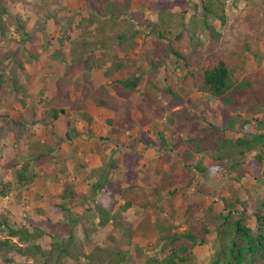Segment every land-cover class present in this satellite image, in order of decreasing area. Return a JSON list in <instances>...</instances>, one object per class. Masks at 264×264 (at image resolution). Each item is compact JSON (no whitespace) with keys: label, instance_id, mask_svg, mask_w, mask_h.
<instances>
[{"label":"rangeland","instance_id":"rangeland-1","mask_svg":"<svg viewBox=\"0 0 264 264\" xmlns=\"http://www.w3.org/2000/svg\"><path fill=\"white\" fill-rule=\"evenodd\" d=\"M0 1V242L4 227L32 235L11 239L20 254L0 247V264H76L57 254L70 232L78 264H90L89 253L94 264H159L170 254L167 236L188 225L197 234L203 223L204 244L190 249L187 264H211L227 244L217 216L232 212L253 226L264 169L259 182L251 175L264 152L257 146L239 156L219 145L264 131V0ZM20 27L29 34L24 43ZM122 33L127 40L117 39ZM207 56L243 84L229 103L197 89ZM134 78L127 98L110 87ZM13 83L24 90L15 93ZM50 109L64 114L49 122ZM20 117L23 127L10 124ZM182 157L201 170L186 171ZM106 173L111 212L131 203L124 229L95 228L93 187Z\"/></svg>","mask_w":264,"mask_h":264},{"label":"trees","instance_id":"trees-1","mask_svg":"<svg viewBox=\"0 0 264 264\" xmlns=\"http://www.w3.org/2000/svg\"><path fill=\"white\" fill-rule=\"evenodd\" d=\"M202 9L205 12L210 11L208 5L206 4L202 6ZM5 14L6 9L0 1V29L2 28L3 16ZM219 18L222 19V17ZM81 21H83V19H81ZM88 22L89 24L97 25V21L88 20ZM103 22L105 23V21ZM20 28L21 30L19 31L22 32V36L26 37L25 40L23 38L20 39V41L24 43L29 38V34L23 32L24 29L22 27ZM1 34L3 35L4 32H1ZM117 39L120 41L127 40L126 34L122 33L118 35ZM171 51L177 58L184 59L173 49ZM15 64L19 69H23L19 61H16ZM116 68H120V66H117ZM137 83V78L132 80L115 79L110 81V87L115 92H118V90L121 89V93L125 96V98H127L128 92H133ZM242 85L243 84L236 85L232 71L227 67L223 60H216L213 56H207L203 59L202 66L199 68V82L197 85L199 92L207 95L208 97L220 99L225 103H229L230 99H228L227 96L235 90L241 91L243 87ZM245 85H247V83H245ZM13 87L15 93H20L24 90L21 87H18L16 83H13ZM18 99L21 103H23L22 99ZM103 103L104 102L102 101L100 104ZM45 114L46 118H48V121L50 122L57 120L59 115L64 114V111L61 109H50ZM3 117L6 118V116ZM26 123L27 121L21 117L10 119V124L13 126L15 125V127H23ZM125 124H128V120H125ZM244 124L248 123L245 122ZM257 146H259L264 152V131L251 134L249 138L237 139L235 142H231L226 139L221 142L219 149L221 151L224 148V151L227 153L226 148H236L237 154L241 156L245 152H249ZM182 158L184 159L183 168H185L186 171L201 170L200 166L192 167L190 165L188 161L190 157ZM254 162L258 165V168L255 169V173L251 175V178L253 181L259 182L258 178L261 176V171L264 169V158L261 152L254 157ZM11 164L12 165H8L6 169L14 166L13 163ZM106 166L109 171L111 169L112 162L110 161ZM27 168V165H24L20 171H17L18 182L23 181ZM148 174L149 173L147 172V177L149 176ZM109 183L108 173H106L95 183L93 187L95 194H100L98 197L99 207L95 212L96 219L98 220L95 225L96 230L104 228L108 225H110L113 230H120L126 228L129 224L123 213L131 208V203L125 201L124 204L119 206L116 211L111 212V205L105 200V198L112 196ZM154 191L156 192L157 190L154 189ZM169 194H171V192ZM54 208L57 212H62L64 210L63 207L59 205H54ZM251 215L253 217V226L247 225L243 217H236L232 212H227L226 214L219 215L215 218V222H220L218 226V233L226 238L227 244L222 250V256L219 255V257L213 260L211 264H252L256 259L264 261V195L256 201V205L251 207ZM144 221L146 220L144 219ZM145 225L146 223H141L138 229ZM2 226L4 225L0 224V227ZM188 226L189 227L186 231L184 230L181 233L170 235L169 237L167 236L171 245L170 254L167 255L164 260L160 261L159 264H187L191 258L190 249L193 246L204 244V234L207 233V225L205 226V223H203L197 234H194L193 231L189 230L192 225ZM4 228L5 231H7L8 239L0 242V247H8L12 251L19 254L22 253V250L20 249L21 247L16 246V243H12L11 239H15L19 244L25 243L32 236L30 232L25 228ZM58 240V243H56L58 259L62 260V258H72L74 262L78 264L80 253L78 248L74 247V238L72 237L71 232L67 239L63 240V238H59ZM33 249L37 250V247H33ZM86 258L90 264H94L95 260L98 261L96 255L93 253H89ZM57 264L65 263L59 262ZM107 264L111 263L108 262Z\"/></svg>","mask_w":264,"mask_h":264}]
</instances>
